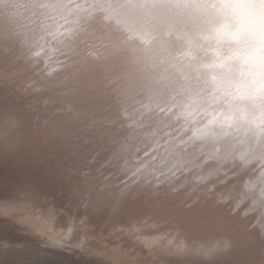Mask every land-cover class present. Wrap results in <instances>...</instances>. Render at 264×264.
Here are the masks:
<instances>
[{
    "label": "clouds",
    "instance_id": "1",
    "mask_svg": "<svg viewBox=\"0 0 264 264\" xmlns=\"http://www.w3.org/2000/svg\"><path fill=\"white\" fill-rule=\"evenodd\" d=\"M33 24L0 37V168L57 184L38 214L135 204L112 228L178 264H264V0H39Z\"/></svg>",
    "mask_w": 264,
    "mask_h": 264
},
{
    "label": "rangeland",
    "instance_id": "2",
    "mask_svg": "<svg viewBox=\"0 0 264 264\" xmlns=\"http://www.w3.org/2000/svg\"><path fill=\"white\" fill-rule=\"evenodd\" d=\"M8 195L10 197H19V199L17 200L14 198L5 197ZM53 198H55L56 202L59 203L61 206L63 205V201L60 202L59 197L57 195L49 193L46 189L41 186L35 187L33 190H31L30 185H28L27 182L22 181V179L20 178L17 183L0 184V238H3L1 234H9V236L11 237L7 239L9 241V244L7 246L3 247V245L0 244V261H7L8 259L15 257L16 252L14 250L19 249V252L17 253H20L19 255L21 257L19 256L20 258L18 257L17 259H15L17 264H33V261L31 259L35 257L38 258V256L41 257L42 254L45 256V258H43L44 256L42 255V257H39V259L41 261L43 258V261H41L40 263V261L35 258L36 261L34 260V264H46L47 262H53V264H76L78 261L80 262H78L77 264H110L111 262L112 264H139L137 262V255L128 256L126 252L122 251L121 247H117V245H110L109 240L106 239L107 236L104 237V235H100L99 243L97 242V239H94L93 237L87 238V235L77 232L74 227L68 225L69 220L67 218L61 217L60 225L55 228L52 223L46 221L41 215L38 214V211L45 209L47 207L46 204H50L53 201ZM45 205L46 207H44ZM16 208L20 209V211L16 214H18L19 216H23L28 220L32 219L35 223L33 224L24 222L20 219L15 218L12 215L6 214L13 212ZM75 219L76 218L73 217V221H75ZM80 221L81 219L79 220V222ZM36 223H38L39 225ZM82 225V227L79 226V228H84L86 230H91L93 228L90 225L87 226V224ZM30 227H33L34 229H30ZM44 235H47L54 242L62 243V245H65V247H75L77 252L67 250L63 246H55L47 243L43 240ZM70 236H72V242L69 241V239H71ZM89 241H95L94 246H97V248H91ZM79 242L88 244L87 246L90 247L92 251L88 250V252V247H85L83 245L82 248L84 249L78 247L77 244H79ZM5 247H8L10 249H7ZM46 250L49 252L47 253ZM50 250L56 251L57 253H53L55 254L53 255ZM80 250L83 251L81 252ZM58 252H66L69 253L71 256L63 257V255L59 254ZM28 253L30 256H32L27 257L26 255H28ZM23 254H25L26 257H24ZM36 254H38V256ZM68 257H70L69 260H67ZM93 257L98 259L96 260ZM72 258L76 261L75 263H72L74 261ZM47 259H49L50 261ZM70 260L72 262H69ZM29 261H31V263Z\"/></svg>",
    "mask_w": 264,
    "mask_h": 264
},
{
    "label": "bare ground",
    "instance_id": "3",
    "mask_svg": "<svg viewBox=\"0 0 264 264\" xmlns=\"http://www.w3.org/2000/svg\"><path fill=\"white\" fill-rule=\"evenodd\" d=\"M38 3H39V0H0V37L10 36L12 38L20 39V40H25V39L29 38L31 35V31L34 27L33 21L35 19V8L38 5ZM19 178L22 179V181L27 182L28 185H30L31 190H33L35 187L41 186L44 189H46L49 193H51L53 195H57L59 197L60 202L63 201V197L59 193L57 184L47 174H45L43 172L42 168L33 167L31 165H27V166L22 167V168H0V184H2V183H8V184L17 183ZM5 197L14 198L17 200L19 199V197H10L9 195L5 196ZM46 205L48 207L49 204H46ZM46 205L44 207H46ZM135 207H136V205L132 204L123 210L117 209L115 211V213H106L103 216H92L87 222H82V220L79 222V220L82 219L83 217L78 216V218L75 219V221H73V218L68 219L69 220L68 225H70L71 227H74V229L77 232H80L81 234L87 235V238L93 237L94 239H97L98 243H99L100 235H104V237L107 236L106 239L109 240L110 245H117V247H121L122 251L126 252L128 256L137 255L138 256L137 262L139 264H178V261L176 258L171 257V256H162V255L157 254L155 251H153L154 248H156L160 245V237L159 236H149V235L156 234L155 232L145 229V231H146L145 235H142V234H138L135 232L127 231L124 229V227L122 225H118L117 227L112 228V226L114 224H117V223L122 224L124 222L125 217L128 216L129 213H131ZM19 211H20V209L16 208L13 212L6 213V214L12 215L15 218L20 219L21 221H24V222L33 223V224L35 223L32 219L28 220V219L24 218L23 216H19L18 214H16ZM36 224H38V223H36ZM82 224H84V225L87 224V226L90 225L93 228L91 230L79 228V226H81ZM33 227H30V229H34ZM1 236L3 238H0V239L11 238L9 236V234H1ZM70 238L71 239H69V241L72 242L73 241L72 236H70ZM43 240L49 244H52L55 246H63L67 250H71L72 252H77L75 247H73V246H72V248L65 247V245H62V243H57V242L52 241L47 235H44ZM50 242H54V243H50ZM89 242H90L91 248H97V246H94L95 241H89ZM57 244H59V245H57ZM14 245H16V244H14ZM82 245L85 247H88L87 246L88 244H85L83 242H79V244H77L78 247H80L81 249H84V248H82ZM3 247H4V245H3ZM5 248L10 249L8 247H5ZM28 249H30V248H28ZM18 250H14L16 252L15 257H12L11 259H8L7 261L1 260L0 264H17L15 259H17L20 256L19 255L20 253H17V252H19ZM88 250L92 251V249H90V247H88L87 251ZM43 251H44V249H43ZM80 251L82 252L83 250H80ZM23 252H25V251H23ZM48 252L49 251H47V253ZM50 252L52 254L57 253L56 251H53V250H50ZM85 252H86V250H85ZM58 253L62 254L63 257L64 256H71L69 253H66V252L65 253L58 252ZM23 255H24V257L30 256L29 253L26 256H25V254H23ZM36 255L38 256V254H36ZM42 255H41V257H42ZM53 255H55V254H53ZM39 257L40 256H38V258L37 257H35V258H37V260L40 261ZM35 258L31 259L33 261L32 262L33 264L36 261ZM43 258H45V256ZM43 258L41 261H43ZM69 258L70 257H68L67 260H69ZM93 258H95V257H93ZM109 259H111V258H109ZM47 260H49V259H47ZM65 260H66V258H65ZM41 261H40V263H41ZM29 262L31 263V261H29ZM69 262H72V261L70 260ZM75 262L76 261L74 260L72 263H75ZM78 262H80V261H78ZM42 264H44V263H42ZM48 264H53V262L52 263L49 262ZM110 264H112V262Z\"/></svg>",
    "mask_w": 264,
    "mask_h": 264
}]
</instances>
